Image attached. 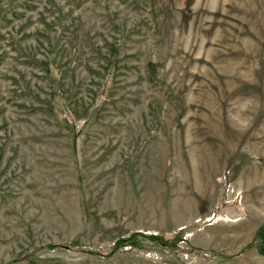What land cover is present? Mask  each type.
<instances>
[{"label":"rangeland","instance_id":"374dc122","mask_svg":"<svg viewBox=\"0 0 264 264\" xmlns=\"http://www.w3.org/2000/svg\"><path fill=\"white\" fill-rule=\"evenodd\" d=\"M0 264H264V0H0Z\"/></svg>","mask_w":264,"mask_h":264}]
</instances>
